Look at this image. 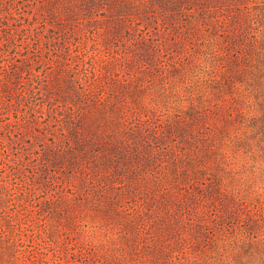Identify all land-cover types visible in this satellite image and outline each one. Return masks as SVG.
Listing matches in <instances>:
<instances>
[{
	"label": "trees",
	"instance_id": "1",
	"mask_svg": "<svg viewBox=\"0 0 264 264\" xmlns=\"http://www.w3.org/2000/svg\"><path fill=\"white\" fill-rule=\"evenodd\" d=\"M216 1L90 0L93 4L108 3L105 12H117L115 15L130 23L146 7L158 5L170 11L171 18H180L181 26L190 22L223 37L219 46L213 43L207 48L208 58L204 52L195 54L205 56L190 72L194 80L189 82L199 87L200 99L215 95L208 87L217 88L224 95L223 112L214 116V110L199 111L203 102L196 98L184 113L177 110L167 124L157 123L150 114L141 116L136 101L121 100L111 88L108 91L105 82L97 83L100 73H96L95 65L91 63L92 75L88 68L78 67L80 90L63 98L57 97L53 87L43 100H32L24 107H29L38 135L46 140L32 152L36 154L34 164L21 158L17 167L1 176L0 264H264V229L255 239L245 238H252L246 242L247 254H238L237 248L242 241L237 229L247 232L250 225L242 217L248 214L254 223H260L256 214L263 202H249L257 190L239 193L234 189L228 194L223 187L226 179L232 178V174H225L231 173L237 154L243 151L242 142H251L246 132L243 137L233 135L240 132L239 124L251 132L264 128V41L256 32L240 38L243 25L238 21L234 25L237 30L227 35L229 20L211 4ZM204 10L211 15H192ZM243 12L248 19L244 24L252 29L255 22L250 15L257 12L252 6ZM257 14L261 17V12ZM141 31V40L148 41V31ZM154 50L162 51L159 42H155ZM171 61L159 67L171 70L180 64ZM183 71L187 75L181 74L183 81L189 84V74ZM43 80L47 85V78ZM118 81L122 86L128 84L125 78ZM96 85L98 89L93 91ZM133 89L138 88H128V92ZM163 95L166 106L175 109V96L169 87ZM45 102L52 112L49 118L40 110ZM245 108L253 114L246 113ZM217 135L224 139H217ZM227 141H232L230 146ZM226 147H230L232 160L224 151ZM45 148L47 152L41 157ZM217 166L231 169L224 175L210 172ZM42 176H46L41 185L46 184L43 188L47 192L56 189L52 211L68 213L74 204L81 212L73 218L68 213L65 221L75 224V229L100 222L105 236L97 243L78 245L80 242L69 241L63 220L31 221L25 201L37 193L32 183ZM60 176L58 188L56 178ZM18 191L21 208L13 206ZM107 242L114 243H108L110 247L117 245L110 254L103 250Z\"/></svg>",
	"mask_w": 264,
	"mask_h": 264
},
{
	"label": "rangeland",
	"instance_id": "2",
	"mask_svg": "<svg viewBox=\"0 0 264 264\" xmlns=\"http://www.w3.org/2000/svg\"><path fill=\"white\" fill-rule=\"evenodd\" d=\"M93 3L90 0H0V183L2 174L6 176L14 166L17 167L19 159L26 158L29 164H34L33 157L36 154L32 152L38 150L39 144H44L46 140L42 135H38L35 116H32L29 107L24 108L26 104L32 100H43V97H46L44 94L53 87L57 97L63 98L67 97L69 92L80 90L76 79L78 67L83 70L88 68L86 71L92 75L90 70H93L92 64L95 65L96 73H100L97 83L105 82L108 91L111 88L121 100L127 98L136 101L137 106L141 107V116L150 114L157 123L167 124L177 110L184 113L196 98H201L197 90L199 87L189 83L194 80L190 77V72L197 63L200 64L199 61L203 60L205 55L204 58H208L207 48L213 43L219 46L223 37L218 38L214 30L196 27V24L185 20L182 23L186 22V26H181L180 18H171L170 11L158 5L152 6L151 9L146 7L142 14L132 17L134 21L130 23L127 18L115 15L117 12H105L104 9L109 7L108 3ZM211 4H215L218 14L223 13V16L228 18L227 35L237 30L234 25L238 21L243 25L239 32L240 38L246 37L250 32H256L258 38L264 41V0H217ZM251 6L253 12H261V17L257 13L250 15L252 22H255L252 29L244 24H247L248 19L243 12L249 7L251 10ZM200 12L211 15L208 10L194 11L192 15L197 18ZM194 18L189 17L192 21ZM142 29L148 31V41L141 40L144 36ZM155 42L161 44L162 51L154 50ZM199 52H204L205 55H195ZM167 60H172L170 64H180L177 68L170 67L171 70L161 69V64L165 61L166 64L169 63ZM84 63L86 66H83ZM184 69L189 74V84L183 81L184 76H187L184 75ZM182 73L184 76H181ZM80 76H83L82 72ZM46 78L47 85L42 81ZM119 78L128 79V84L122 86ZM97 86L93 91L98 89ZM168 87L175 96L174 110L162 101L163 93ZM128 88L138 89L128 92ZM207 90L215 95L200 99L203 104L199 103L198 110L203 113L209 109L214 110L211 115L220 116L223 112L224 95L219 94L218 89L214 87H208ZM160 105L164 108L163 112L159 110ZM178 105L180 106L177 107ZM41 107L43 115L49 118L52 112L46 102ZM220 119L214 122L215 126L219 124ZM242 125L239 124V127L244 128L245 135L251 142L243 141L241 152L244 157L250 155L253 164L248 165L245 162L241 163L239 168H230L231 173L225 175L232 174V178L226 179L223 186L224 192L228 194L234 189L242 193L244 189L255 188V182L243 180V174L254 172L255 161L264 159V128L249 132L246 125ZM215 137L224 139L222 135ZM46 152V148L41 150L40 156L43 157ZM41 160L42 158L39 161ZM210 167H213V163ZM230 169H219L217 166L210 172H222L224 175ZM45 179L46 176L32 183L37 193L28 196L25 201L28 213L25 212L31 221L42 223L48 219L63 220L62 224L68 226L65 229L69 241L80 242L78 245L88 246L90 242L97 243L99 238L105 236L100 222L75 229V224L65 221L64 217L68 216V213L73 218L74 214L81 212V208L74 204L69 206L68 213L52 211L51 209L56 207L53 201L56 189L47 192L43 188L46 184L41 185L46 182ZM56 180V187L61 188L62 177H57ZM19 193L20 191L17 192L13 205L17 208H21L22 195L19 196ZM244 197L243 195L242 198ZM249 202L256 205L263 202V207L256 214L260 220L259 224L254 223L248 214L241 219L250 223L247 232L237 229V235L242 240L237 247L238 254L243 255L247 254L248 250L246 242L255 239L264 229V193L257 190L249 196ZM49 210L52 211L51 216H47ZM249 236L252 238L245 239ZM108 243L114 244L107 242L103 250L110 254V249L116 250L117 245L111 248ZM62 250L66 251L63 248Z\"/></svg>",
	"mask_w": 264,
	"mask_h": 264
},
{
	"label": "clouds",
	"instance_id": "3",
	"mask_svg": "<svg viewBox=\"0 0 264 264\" xmlns=\"http://www.w3.org/2000/svg\"><path fill=\"white\" fill-rule=\"evenodd\" d=\"M249 103H252V101L249 100ZM159 110L161 112L164 111V108H163L162 105L159 106ZM244 111L246 113H248L249 115H252L253 114L247 108H245ZM248 131L251 132L252 129H248ZM233 135L234 136H237L238 135V136L243 137V135H244V128H241V130H240L239 133H235L234 132ZM231 143H232V141H227V144L229 146L231 145ZM224 151L228 153L229 160H232L233 157H232V153L230 151V147H226L224 149ZM236 160H237V162L234 165H232L235 168H239L240 165H241V163H245V162L248 165L253 164V161L251 160L250 155H249V157H244L242 155V152L237 155ZM243 180H246L249 183L255 182V185H254L255 186V189L258 190L261 193H264V159H260V160L255 161V170H254V172H245L243 174Z\"/></svg>",
	"mask_w": 264,
	"mask_h": 264
}]
</instances>
